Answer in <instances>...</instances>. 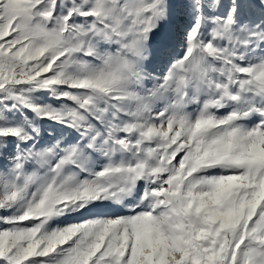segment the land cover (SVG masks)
<instances>
[{"label":"snow or ice","instance_id":"obj_1","mask_svg":"<svg viewBox=\"0 0 264 264\" xmlns=\"http://www.w3.org/2000/svg\"><path fill=\"white\" fill-rule=\"evenodd\" d=\"M0 264H264V0H0Z\"/></svg>","mask_w":264,"mask_h":264}]
</instances>
